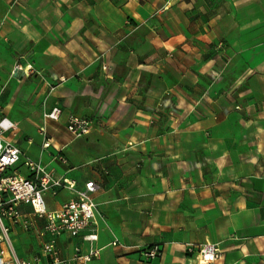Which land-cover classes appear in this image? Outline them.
Returning a JSON list of instances; mask_svg holds the SVG:
<instances>
[{
  "label": "crops",
  "instance_id": "crops-1",
  "mask_svg": "<svg viewBox=\"0 0 264 264\" xmlns=\"http://www.w3.org/2000/svg\"><path fill=\"white\" fill-rule=\"evenodd\" d=\"M72 116L90 132L75 138ZM3 117L21 174L28 158L99 187L84 232L98 241L63 234L61 258L80 246L100 249L91 264H198L188 248L211 242L214 264H264V0H0ZM46 196L49 210L76 197Z\"/></svg>",
  "mask_w": 264,
  "mask_h": 264
},
{
  "label": "built area",
  "instance_id": "built-area-1",
  "mask_svg": "<svg viewBox=\"0 0 264 264\" xmlns=\"http://www.w3.org/2000/svg\"><path fill=\"white\" fill-rule=\"evenodd\" d=\"M16 70H22V67L17 66ZM61 114L60 108H53L45 118L59 120ZM91 123L90 120L72 116L67 129L78 138L90 132ZM17 132V122L6 117L0 119V264H91L99 259L100 249L91 247L83 251L80 246H75L72 256L65 259L59 255L56 242L63 234L80 237L91 244L98 241L96 230L84 234L97 225V205L92 195L98 190V185L90 181L84 189H79L75 181L55 178L44 166L28 158L23 165L30 176L21 174L18 164L23 152L17 144ZM41 133H45L44 128H41ZM50 145V140L46 138L44 147ZM60 159L65 162L64 158ZM60 189H67L76 197L56 210H49L45 196L57 195ZM22 205L30 206L31 210L22 211ZM19 230L35 235L39 240V253L28 258L20 257L11 239V234L17 235ZM191 251L192 247H189L188 252ZM142 254L146 260L152 261L161 255V251L154 246L143 250ZM222 258L223 252L218 245L207 242L196 261L198 264H214Z\"/></svg>",
  "mask_w": 264,
  "mask_h": 264
},
{
  "label": "rangeland",
  "instance_id": "rangeland-1",
  "mask_svg": "<svg viewBox=\"0 0 264 264\" xmlns=\"http://www.w3.org/2000/svg\"><path fill=\"white\" fill-rule=\"evenodd\" d=\"M209 159L210 158L206 156V153H204L201 156L202 164L205 167L204 170L202 169V172H201V176L202 177L203 176H207L208 174L212 173V170L210 169V167L208 165ZM45 198L47 200V196H45ZM25 236H26L25 234H20V235L17 234V235H15L14 233H12L11 234V239H12V242L14 244V247H15L17 253L20 255V257L28 258L29 257V254L26 253V247L24 246V242H23V238ZM203 245H200L197 248H195L193 246L191 253H195L197 255L198 253H200V250L203 247Z\"/></svg>",
  "mask_w": 264,
  "mask_h": 264
},
{
  "label": "trees",
  "instance_id": "trees-1",
  "mask_svg": "<svg viewBox=\"0 0 264 264\" xmlns=\"http://www.w3.org/2000/svg\"><path fill=\"white\" fill-rule=\"evenodd\" d=\"M149 248H151V247H149Z\"/></svg>",
  "mask_w": 264,
  "mask_h": 264
},
{
  "label": "bare ground",
  "instance_id": "bare-ground-1",
  "mask_svg": "<svg viewBox=\"0 0 264 264\" xmlns=\"http://www.w3.org/2000/svg\"><path fill=\"white\" fill-rule=\"evenodd\" d=\"M191 260V259H190Z\"/></svg>",
  "mask_w": 264,
  "mask_h": 264
}]
</instances>
